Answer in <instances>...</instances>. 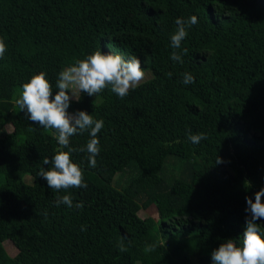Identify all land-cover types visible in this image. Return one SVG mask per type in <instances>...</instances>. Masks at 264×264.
I'll use <instances>...</instances> for the list:
<instances>
[{
  "label": "trees",
  "instance_id": "trees-1",
  "mask_svg": "<svg viewBox=\"0 0 264 264\" xmlns=\"http://www.w3.org/2000/svg\"><path fill=\"white\" fill-rule=\"evenodd\" d=\"M192 15L181 64L170 37ZM0 36V132L10 129L0 134V264H212L213 250L243 235L246 197L264 189V0H0ZM98 48L136 55L151 77L124 98L106 89L72 100L69 113L103 119L101 151L95 168L72 154L87 188L56 192L39 176L59 147L53 130L15 99L40 71L54 97L61 69ZM189 129L207 139L191 143ZM66 194L83 209L57 207ZM150 209L158 219L141 215Z\"/></svg>",
  "mask_w": 264,
  "mask_h": 264
},
{
  "label": "clouds",
  "instance_id": "clouds-1",
  "mask_svg": "<svg viewBox=\"0 0 264 264\" xmlns=\"http://www.w3.org/2000/svg\"><path fill=\"white\" fill-rule=\"evenodd\" d=\"M198 23L196 15L185 20H175L176 29L171 35V60L183 64V55L188 54L187 48L181 51L182 41L188 36V29ZM6 37L0 36V59L7 51ZM145 69L136 55L125 59L117 53L105 54L100 48L87 54L84 58H77L74 62L63 67L58 73L53 97V85L48 79L46 71H40L24 82L15 105L25 112L26 116L35 124L46 130H53V137L59 147L51 159L44 157L43 165H51L48 169L40 168L39 176L47 181L48 187L56 192L68 191L72 188H87L84 180V170L73 162L72 154L86 152L89 167L97 166V156L100 154V140L97 134L104 128L103 119H96L87 111L79 110L69 113L68 109L73 99L79 100L82 93L96 97L106 89L120 98L126 97L131 90L140 85L145 78ZM171 73L168 76L171 77ZM185 85L195 83V77L190 72L183 73ZM88 133L89 139L79 148L71 146L73 136ZM187 139L193 144H199L207 139L204 133L192 134L189 129ZM223 163L218 156L216 164ZM249 218L246 230L237 239H228L211 254L212 264H264V224L257 221L264 220V189L255 193V200L246 197ZM55 204L68 208L83 209V201L75 202L71 194L58 196ZM86 230V228H82ZM119 251L128 249L121 241ZM156 250L155 245H146L145 254Z\"/></svg>",
  "mask_w": 264,
  "mask_h": 264
},
{
  "label": "rangeland",
  "instance_id": "rangeland-1",
  "mask_svg": "<svg viewBox=\"0 0 264 264\" xmlns=\"http://www.w3.org/2000/svg\"><path fill=\"white\" fill-rule=\"evenodd\" d=\"M149 71V70H148ZM146 73V75H145V78H144V80L142 81V82H144V81H146V80H148L150 77H151V75H150V73H148V72H145ZM141 82V83H142ZM21 90V89H20ZM19 90V91H20ZM88 98L89 97V95H87L86 93H82L81 94V98ZM100 100V96L99 97H97V101H99ZM10 130V129H9ZM9 130L8 129H4L2 132H0V134H1V136L2 135H4L5 133H8L9 132ZM119 176H117V180H119ZM141 215L142 216H149V215H151V217H154L155 219H158V213L157 212H155L153 209H150L149 211H144V210H142L141 211ZM4 245H5V248H6V250L8 251V253L11 255V256H15L18 252H19V248L17 247V245L12 241V240H7V241H5V243H4Z\"/></svg>",
  "mask_w": 264,
  "mask_h": 264
}]
</instances>
